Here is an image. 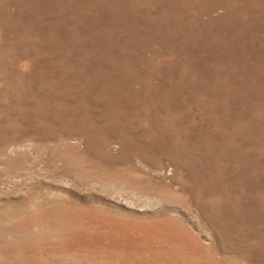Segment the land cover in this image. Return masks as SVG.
Listing matches in <instances>:
<instances>
[{"label": "rangeland", "instance_id": "rangeland-1", "mask_svg": "<svg viewBox=\"0 0 264 264\" xmlns=\"http://www.w3.org/2000/svg\"><path fill=\"white\" fill-rule=\"evenodd\" d=\"M0 264H264V0H0Z\"/></svg>", "mask_w": 264, "mask_h": 264}]
</instances>
